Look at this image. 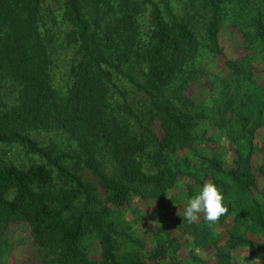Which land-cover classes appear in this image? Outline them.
<instances>
[{
	"label": "trees",
	"instance_id": "trees-1",
	"mask_svg": "<svg viewBox=\"0 0 264 264\" xmlns=\"http://www.w3.org/2000/svg\"><path fill=\"white\" fill-rule=\"evenodd\" d=\"M45 1L0 0V144L38 158L20 166L0 151V259L15 239L30 264H187L197 246L205 252L201 264H253L252 250L264 248V0H185L183 14L172 0H64L61 20ZM145 2L147 38L140 35ZM197 6L208 11L206 41L186 14ZM244 19L253 25L248 33L239 25ZM227 25L244 42L236 58L220 45ZM57 44L73 51L64 87L52 76ZM114 72L146 94L158 127L151 140L117 115L112 100L122 90ZM207 73L220 77V89H206V100L189 96L191 87L207 88ZM36 129L64 134L69 148L42 144L31 134ZM102 149L115 158L116 175L102 169ZM208 180L232 215L222 241L203 215L182 227L181 238L146 223L148 212L162 215L179 181L191 197ZM121 234L143 256L123 258ZM238 246L251 249L237 259Z\"/></svg>",
	"mask_w": 264,
	"mask_h": 264
},
{
	"label": "rangeland",
	"instance_id": "rangeland-1",
	"mask_svg": "<svg viewBox=\"0 0 264 264\" xmlns=\"http://www.w3.org/2000/svg\"><path fill=\"white\" fill-rule=\"evenodd\" d=\"M63 1L64 0H46L45 6L48 7L47 11H51L52 14L56 15L57 20H61L63 14ZM173 8L178 11V13L183 14L185 13L184 10H187V6L185 0H172ZM198 9L186 11V14H189V17L192 19L194 30L197 32L198 36L202 40H208V32H207V24H208V11L197 6ZM148 3H143V13L140 17V28H141V36L147 38L149 36V28H150V16L148 13ZM64 23L68 25V22L65 20ZM65 24H63L65 26ZM62 25V24H61ZM240 27L243 28L245 31L250 32L253 29V25L250 24L246 19L242 20L239 23ZM225 26V25H224ZM231 26L225 27L222 29L219 35L220 45L223 48L226 56L228 58H236L238 55L235 53L236 49L244 50V42L241 38V35L236 32ZM235 32V33H234ZM234 34V36H233ZM60 38L62 39L63 35L60 33ZM234 45L232 48L231 46ZM231 47V48H230ZM230 48V49H229ZM73 54L71 47L65 48L61 44L55 45L53 49V61H52V76L54 84L57 87H64L67 82V71L70 65V58ZM241 56V55H240ZM116 72H114L115 74ZM207 88L200 89L199 92H195L194 88L191 87L189 91V96L196 97L197 94H205L206 89H214V92H217L221 87V80L220 77L216 76L215 73H207ZM134 75L140 80H143V76L139 73L137 69L134 71ZM115 82L118 84L122 93L118 91H114V97L112 100L113 106L117 112V115L124 116L127 118V126L131 130V133L134 132L138 136L143 137L144 139L151 140L152 136L155 131H158V127L156 125H151V121L149 118V100L142 91L136 89L134 86L129 84L127 80L122 77L121 75L115 74L114 75ZM210 85V86H209ZM207 90V92H208ZM203 100H206L205 95H203ZM126 104V106H125ZM188 105H181L180 108L184 109ZM155 130V131H154ZM31 134L39 140L42 144L48 143L50 141H55L59 145L69 148L70 141L66 139L64 134L52 131V130H44V129H36L31 131ZM225 139L221 138V144H225ZM221 151L226 150L220 146ZM0 151L1 154L8 160L22 166L30 164L33 161L38 160V158L26 152V150L19 146L18 144H0ZM224 152V155H228L229 152ZM97 157L100 161L102 169L108 174L116 175L118 173V167L113 157L111 151L109 149H102L97 152ZM226 158V157H223ZM225 160V159H224ZM228 160V159H227ZM254 162L259 164L261 161L258 158H254ZM145 168L148 171H152L154 168L148 158L145 156ZM78 171L83 174V176L91 181H96V178L91 175L90 171L87 170L84 166H79ZM184 181L186 179H183ZM263 177L259 175V181L263 184ZM183 181V182H184ZM192 181V179H189ZM182 182V183H183ZM179 184L176 187L172 188L171 191L169 190L168 196H170V200L164 204V207H160L162 210V215L154 213L153 211L148 212V217L146 223L149 226H155V224H161L164 228H170L172 234L180 236L182 234V227L185 226L187 221L183 220V209L187 204V201L190 197H186L183 192H185L186 184ZM183 193V194H182ZM180 195H183L182 197ZM264 200V198H263ZM98 205L97 202H95ZM158 209V208H157ZM127 215V214H126ZM203 214H201L202 217ZM172 217L174 218L176 225L171 223ZM200 217V218H201ZM127 218L131 219L133 223V217L131 214L127 215ZM232 215L227 214L224 215V220L222 224L213 223L214 229L213 232L218 238V240L222 241L224 239V234L227 232L225 228L229 227V222H231ZM139 223V222H138ZM135 224V223H134ZM141 226V225H140ZM144 227V226H143ZM138 233L142 234V231L138 230ZM13 243L9 246V251L5 252L0 259L1 264H30L29 260L26 259L27 255V248L20 244L14 245ZM126 240L124 239L123 235L117 236V251L123 258L135 257L137 255L143 256L142 249L134 245L130 248L125 246ZM133 245V244H132ZM128 246V245H127ZM242 248V247H241ZM240 247L236 250V255L240 256L239 254ZM205 252L202 246L195 247L193 255L190 257V260L187 264H201L204 260ZM239 259V257H236ZM188 260V259H187ZM186 260V262H187Z\"/></svg>",
	"mask_w": 264,
	"mask_h": 264
},
{
	"label": "clouds",
	"instance_id": "clouds-1",
	"mask_svg": "<svg viewBox=\"0 0 264 264\" xmlns=\"http://www.w3.org/2000/svg\"><path fill=\"white\" fill-rule=\"evenodd\" d=\"M228 212L224 204L222 190L212 180L206 181L198 192L193 194L183 209V220L196 223L201 214L209 224L216 223ZM259 261V258H257Z\"/></svg>",
	"mask_w": 264,
	"mask_h": 264
},
{
	"label": "crops",
	"instance_id": "crops-1",
	"mask_svg": "<svg viewBox=\"0 0 264 264\" xmlns=\"http://www.w3.org/2000/svg\"><path fill=\"white\" fill-rule=\"evenodd\" d=\"M256 158H258L260 161H263V155H260V156H258V157H256ZM262 177H263V179H264V174L263 175H261ZM264 181V180H263ZM254 239H255V237H254ZM240 247V249H239V254H240V256H238V257H245L246 256V254H247V252L248 251H250V247H248V246H238L237 248H236V250L238 249ZM242 247V248H241ZM252 257L249 259V261L250 262H253V264H264V248H262V247H260V249H256V248H254L253 250H252ZM257 258H259V261H257ZM245 264H248L247 263V261H245Z\"/></svg>",
	"mask_w": 264,
	"mask_h": 264
}]
</instances>
